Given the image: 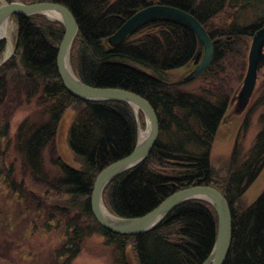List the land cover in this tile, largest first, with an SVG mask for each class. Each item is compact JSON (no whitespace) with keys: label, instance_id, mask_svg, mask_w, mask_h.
I'll list each match as a JSON object with an SVG mask.
<instances>
[{"label":"trees","instance_id":"obj_1","mask_svg":"<svg viewBox=\"0 0 264 264\" xmlns=\"http://www.w3.org/2000/svg\"><path fill=\"white\" fill-rule=\"evenodd\" d=\"M21 2H49L67 7L79 26L70 55L75 74L92 87L137 94L148 100L157 112L160 124L157 143L144 162L108 184L103 194L106 207L122 218L142 217L180 190L214 187L226 197L233 215L232 245L224 264H264V190L251 205L245 206L243 201L264 168V110L260 116L262 129L245 156L237 143L223 170L218 172L211 161L215 139L231 109L232 95L238 91H233V85L243 84L251 41L264 27V0ZM156 4L192 14L214 41L212 64L202 75L212 80L207 88L186 91L182 84L172 82L170 72L196 61L200 49L196 34L183 25L155 22L117 47L108 42L133 15ZM253 7L260 9L261 14L251 23L241 24V16ZM222 14L223 22L217 25ZM13 19L17 24L16 53L0 65V140L9 135L10 117L16 107L24 99L27 103L35 99L41 109V119L22 122L16 135L17 150L23 156L28 174L52 191L66 195L77 210L72 217L61 211L66 219L65 234L51 264H72L82 251L84 239L92 235L101 236L107 246L114 248L115 264H131L129 247L137 264H204L218 232V216L209 202H183L154 229L140 235L116 234L97 221L91 196L99 173L129 156L138 143L134 109L125 101H83L67 91L57 68V55L65 34L61 22L45 15L13 16ZM245 40L247 47L241 49L238 45ZM4 51L2 41L0 58ZM228 57L241 59L236 67L238 76L231 83L229 78L226 82L223 78V63ZM256 89L259 95L250 101L244 130L249 129L256 110L264 108V78L258 81ZM69 109L76 110L77 114L68 133V143L81 167L74 168L56 157L53 163L58 174L50 177L44 153L57 137L59 125ZM140 118L144 125L142 113ZM7 182L15 184L11 180ZM58 212L54 209L48 214L47 228L60 219Z\"/></svg>","mask_w":264,"mask_h":264},{"label":"rangeland","instance_id":"obj_2","mask_svg":"<svg viewBox=\"0 0 264 264\" xmlns=\"http://www.w3.org/2000/svg\"><path fill=\"white\" fill-rule=\"evenodd\" d=\"M12 1L21 2V0ZM259 10L254 7L248 9L241 16V24H249L258 18V14H261V10ZM233 12L229 11L228 13L232 14ZM224 17V14H222L218 18L216 21L217 25L223 22ZM9 36L12 39L14 48L11 50L9 40L5 39L3 41L5 43V51L0 58L1 66L16 53L17 24L13 18L10 19ZM238 46L241 49H245L247 47L246 40ZM9 55H11L10 58L4 61ZM202 58L203 53L198 60L186 67L171 71L172 82L182 84L183 90L186 91H197L211 85L210 82L212 80L202 76L186 81V78L194 71ZM240 61L239 57H228L224 61V82H226V78H229L228 81L230 83L235 82V80H232L238 76L236 67L240 65ZM229 64H232V66ZM263 78L264 69L260 73L259 81ZM242 86V83L233 85V91L238 90L235 96L234 94L232 95L233 99L237 97ZM256 90V93L253 94V101L259 95V90ZM16 104H14L15 107L17 106ZM250 105L242 113H238L237 99L233 104L231 102V109L220 127L211 152L212 165L218 172L228 166L237 143L243 150L242 155L245 156L262 129L260 116L264 108L257 109L251 118L249 129H243ZM76 114L77 112L74 109H69L65 113L59 125L57 137L53 144L45 150L44 161L50 177L58 174V170L53 163V158L56 157H60L65 163L74 168L80 169L81 167L79 159L71 151L68 143V133ZM10 118L9 135L6 139L0 140V264H51L55 250L61 245L63 234H65L64 225L66 222L64 220L66 219L62 217L61 211H66L69 213L68 216L72 217L77 213V210L73 206L71 199L66 195L58 194L52 191L48 185L35 181L25 169L23 156L17 150L16 135L22 122L25 120L39 122L41 119V109L36 100L33 99L30 103H27L24 99L22 105L16 107ZM140 123L141 128L147 130L145 116L144 125L141 122V118ZM219 175L221 176V172ZM9 180L15 182V186L11 184L12 182H7ZM263 190L264 168L256 182L248 189L243 199L244 205H251ZM54 209L60 211L58 212V217L62 219V224H60V219H57L50 228H47L46 218ZM128 257L131 264H137L131 247H129ZM115 258L114 248L107 246L101 236L92 235L84 239L82 251L72 264H115Z\"/></svg>","mask_w":264,"mask_h":264},{"label":"water","instance_id":"obj_3","mask_svg":"<svg viewBox=\"0 0 264 264\" xmlns=\"http://www.w3.org/2000/svg\"><path fill=\"white\" fill-rule=\"evenodd\" d=\"M0 3V42L5 40V38L1 37L3 25L13 16L45 15L51 20H57L65 28V34L57 55V68L60 79L67 91L83 101H125L134 109L139 130L138 143L129 156L109 165L99 173L91 196L92 212L97 221L104 228L116 234L126 236L140 235L154 229L176 206L183 202L189 200L209 202L215 208L218 216V232L214 248L204 264H224L232 245L233 215L226 197L214 187L195 186L180 190L142 217L122 218L108 210L103 199V194L108 184L118 175L144 162L159 139L160 124L155 108L148 100L130 91L92 87L84 83L75 74L71 65L70 55L74 40L79 32V26L73 13L67 7L49 2L25 4L22 2L7 3L4 0H0ZM47 12L56 13L58 18H50ZM160 21L183 25L191 29L198 38L200 49L195 56V60L199 59L202 51L203 58L186 80L197 79L208 71L214 58V41L205 27L192 14L175 7L156 4L142 9L127 20L109 38L108 42L111 46L117 47L136 34L141 28ZM11 55L7 56L4 61H7ZM263 69L264 27L253 36L247 74L238 96L232 100V103H234L237 99L238 113H242L247 109ZM141 112L146 118L148 129V133L143 139H140Z\"/></svg>","mask_w":264,"mask_h":264},{"label":"bare ground","instance_id":"obj_4","mask_svg":"<svg viewBox=\"0 0 264 264\" xmlns=\"http://www.w3.org/2000/svg\"><path fill=\"white\" fill-rule=\"evenodd\" d=\"M47 15H48L50 18H52V19H54V18H58V15H57L56 13H54V12H47ZM9 26H10V20L7 21V22L3 25L2 35H1V37H2V38H5V39H7V40H9V42H10V44H11V50H12V49L14 48V46H13L14 44H13V42H12L11 37L9 36ZM147 133H148V129H147V130H144V129L141 128V130H140V139L145 138L146 135H147Z\"/></svg>","mask_w":264,"mask_h":264}]
</instances>
